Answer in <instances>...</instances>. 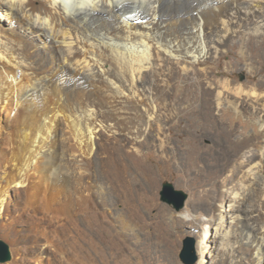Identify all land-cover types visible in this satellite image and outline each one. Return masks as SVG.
Returning a JSON list of instances; mask_svg holds the SVG:
<instances>
[{
    "label": "bare ground",
    "instance_id": "bare-ground-1",
    "mask_svg": "<svg viewBox=\"0 0 264 264\" xmlns=\"http://www.w3.org/2000/svg\"><path fill=\"white\" fill-rule=\"evenodd\" d=\"M0 15L18 29L0 23V219L17 191L55 222L85 225L88 263L111 264L127 221L94 210L91 178L151 182L174 164L192 180L183 215L201 233L197 264H264V0H0ZM231 48L240 60L222 69ZM204 140L228 147L213 183L195 174ZM119 178L135 218L133 183ZM204 199L213 229L192 212Z\"/></svg>",
    "mask_w": 264,
    "mask_h": 264
},
{
    "label": "rangeland",
    "instance_id": "rangeland-1",
    "mask_svg": "<svg viewBox=\"0 0 264 264\" xmlns=\"http://www.w3.org/2000/svg\"><path fill=\"white\" fill-rule=\"evenodd\" d=\"M10 21V16L3 17L0 15V23L4 28V33H17L18 29L10 30L11 28L8 26ZM239 60L240 58L237 49L231 48L228 55L222 59L221 68L223 69L226 63L230 61L238 62ZM262 71L264 74V61L262 64ZM250 76V72L246 70H237L233 74V78H235L238 82H245L250 78ZM18 77L19 73L17 74V78ZM254 79L258 80L259 77H255ZM2 118V123H5V117ZM202 144L203 149L199 155V161L197 163L198 166L195 169V174L199 176L197 177L199 178L198 180L202 182L211 181V183H213L219 179L218 176L220 168L229 157L228 147L215 142H210L209 140H204ZM2 145L3 143L0 141V153L2 151L4 152L6 149L4 146L2 147ZM143 154L145 158L148 159V163L154 168H157L154 162L157 159L156 154L151 149L143 150ZM112 175H110L109 179L102 175L91 178V181L93 182L92 184L95 183L93 189L96 191L94 195V210L99 213H106L109 217L114 215L122 217L123 219L126 218L125 220L127 221V228L124 230L122 236H120V240L123 242L120 245V251L114 249L110 250V263L184 264L181 260V255L184 250L185 243L189 241L190 251L195 258L192 264H197L201 259V253L203 251L201 233L196 232L197 234L195 233V235L189 234L187 222H189L190 218H184L183 215L185 212V206L187 202L191 200V195L193 193L191 190L192 188L189 186L192 183L189 176L184 175L175 167L174 164H171L169 168H162L161 171L156 172L153 175L151 182H147L139 172L124 176H119L120 174H117L118 176H114V174ZM33 177L30 179V183L36 186L37 180ZM119 177H124L129 182L131 181V184L133 183L131 186L132 189H130L131 191L127 194L130 197L131 202H133V205H136L139 210L137 215H135L136 219H138V217L140 218L137 222H133L132 218L136 220L134 217L131 218L133 213L130 214L131 212L126 210L122 201L121 192L123 189L121 186L123 182ZM114 179H119L122 183H115ZM99 182L101 185H98ZM164 182L170 183L174 190L181 191L186 195L182 209L177 211L174 209L173 205L161 201L160 192ZM37 186H39V183ZM205 189L206 187L200 186L196 189V193L198 195H202V193L205 192ZM13 191L14 190H8L11 199L8 197L6 208L2 215L4 218L2 217L0 219V240L7 244L12 258L9 262L0 264H9L14 260V258H20L24 262H32L34 260L35 253L39 254L42 264L88 263L84 248L87 247V242L91 239V235L87 234L85 231L82 235L77 233L80 230L83 231L86 229L85 225L70 224L65 222L57 223L52 218L51 214H49V216L47 214L44 215V213H41L40 208H38L39 210L31 208L32 204L34 205L33 198L18 195L17 191ZM107 196L111 197L107 198ZM114 198L115 200H113ZM43 200L44 196L38 194L36 201L41 203ZM209 201L215 208V213H218L221 209L220 197L218 196L215 198L213 193L210 191ZM209 210L210 208L208 203L204 199L195 203L192 212L197 215L195 219H199L200 224L204 226V228L213 229V221H210ZM111 224L114 225L112 221ZM108 239L112 240L111 238ZM209 245H211L210 247L213 246L212 243ZM76 246L81 247L80 250H83L84 252L78 255L75 250ZM206 257L207 261H205L209 264V261L211 260L208 256Z\"/></svg>",
    "mask_w": 264,
    "mask_h": 264
},
{
    "label": "water",
    "instance_id": "water-1",
    "mask_svg": "<svg viewBox=\"0 0 264 264\" xmlns=\"http://www.w3.org/2000/svg\"><path fill=\"white\" fill-rule=\"evenodd\" d=\"M161 201L173 205L175 210H180L183 207L186 195L181 191H176L173 186L164 182L160 192ZM12 256L7 244L0 240V263H6L11 260ZM181 260L184 264H192L195 260L192 252L190 251L189 241L185 243L184 250L181 255Z\"/></svg>",
    "mask_w": 264,
    "mask_h": 264
}]
</instances>
